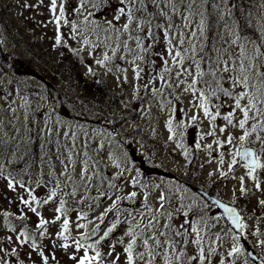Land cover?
Masks as SVG:
<instances>
[{
	"label": "snow or ice",
	"instance_id": "1",
	"mask_svg": "<svg viewBox=\"0 0 264 264\" xmlns=\"http://www.w3.org/2000/svg\"><path fill=\"white\" fill-rule=\"evenodd\" d=\"M18 4L48 12L43 23L55 27L53 48H67L78 58L87 50L93 63L106 74L114 73L118 83L129 81L128 68L117 64V57L131 65L133 97L146 104L138 110L150 115L147 99L156 101L167 113V141L185 160L190 155L185 138L195 128L194 148L206 151V162L216 165L209 177L237 181L232 189L236 199L256 192L264 195V18L257 43L238 34L235 22L221 14L216 19L233 38L225 40L217 33L218 45H209V16L218 9V0H117L112 19L99 22L94 17L111 0H18ZM209 5L213 11L206 13ZM175 16L182 25L174 22ZM69 39L78 47L72 48ZM3 44L0 36V51ZM88 74L96 75L91 65ZM180 93L190 94V117L177 108ZM17 95L15 88L7 92L0 88V113L5 114L0 119V183L9 205L0 212L6 229L0 235V264H236L247 252L243 241L248 235L264 237L257 227L249 232L248 218L220 198L209 201L207 193L179 184L142 180L139 168L129 165L123 151L105 153L115 169L107 172L103 141L93 148L71 131V125L65 129L63 121L51 114L43 126L33 125L30 100H17ZM21 109L27 138L20 128ZM204 120L207 132L199 130ZM104 135L119 147L114 132ZM209 137L211 142L202 143ZM238 168L244 173L236 176ZM128 186L138 191H126ZM172 187L180 193L177 199L169 194ZM256 203L264 209V198ZM214 207L222 213L210 215ZM45 209L50 217H45ZM225 219L229 228L212 231ZM260 219L256 217L255 223ZM229 236L228 249L221 251ZM257 244L264 248V238ZM247 255L264 264V257Z\"/></svg>",
	"mask_w": 264,
	"mask_h": 264
},
{
	"label": "rangeland",
	"instance_id": "2",
	"mask_svg": "<svg viewBox=\"0 0 264 264\" xmlns=\"http://www.w3.org/2000/svg\"><path fill=\"white\" fill-rule=\"evenodd\" d=\"M28 2L34 3L35 0H28ZM72 2L75 3L76 0H72ZM116 4L117 0H111L110 6L101 5L100 11L97 12V16L94 18L98 22L105 18L112 19ZM226 8L231 11V16H228L227 11H225ZM205 10L206 13L213 11L210 5L206 6ZM101 12L103 15L100 14ZM156 12L159 15V9H156ZM221 14L230 22H235L238 34L261 43L259 28L262 23L261 18H264V0H218V9L215 10L213 16H209V31L207 33L209 45H218L217 33L223 34L225 40L233 38L221 27L222 21L216 19ZM48 15V12L43 8L24 9L18 4V0H0V33L4 41L2 52L11 56L10 65L0 60V88L5 92L15 88L18 90L17 100L21 97L30 100L31 106L34 108V111L31 112L32 124L38 123L43 126L49 114H51L53 119L63 121L65 129L71 125V131L76 132L82 140L87 139L93 148L96 142H104L105 149L102 156L105 158L107 172H114L115 169L110 165L105 153L123 151L128 155L129 165L134 164L139 168L142 180L156 183L164 180L166 185L175 186L179 184L182 187L190 188L193 192L198 189L210 191L241 210L242 215L248 218L246 222L249 225V232L253 227H257L261 232H264V209H261L256 203L257 199L264 198V195L256 192L251 197L236 199L232 195V189L237 186V181L228 179L220 182L209 177L208 172L213 171L216 165L215 163L206 162V151H199L194 148L193 133L197 131L195 128L190 129L185 138V143L190 152L188 160H185L181 150L175 148L174 143L167 141L168 133L164 127L167 113L160 111L156 101L151 97L147 99L146 103L151 105L150 115L147 112L138 110V106L145 107L146 104L144 101L133 97L131 65L120 61L117 57L116 63L128 68L129 81L123 83L121 80L118 83L114 73L106 74L103 68L93 63L87 54V50L80 53L78 58L67 48H53L55 27L52 24L45 26L43 23ZM196 19L198 21L199 17ZM249 19L253 21V25L248 29ZM173 20L176 24L182 25L179 16L173 17ZM62 31L67 33L68 29L63 28ZM185 32L186 35L189 34L188 30H185ZM68 43L72 48L78 47L76 41L69 39ZM185 46L187 47V45ZM161 48L162 45L158 44L156 51H160ZM88 65L93 67L96 75L107 82V97L103 98V102L111 98L108 102L107 117L103 115L104 113L100 109L103 102H101V105L93 102L95 106L91 102L93 93L90 84L94 75L88 74ZM36 68L53 69L54 74H56L55 78H57L50 82V87L54 90L53 100H50L49 94H46L43 74L36 72ZM140 83L142 85L143 81ZM225 86L227 87V85ZM88 97L89 99H87ZM190 98V94L180 93V103L177 104L178 109H185L187 117L193 114V110H189ZM228 103H231V101H228ZM24 114V109H21L19 113L20 128L22 129V135L27 138L29 133L25 130ZM4 115V113H0V119ZM7 115L11 118L10 113ZM176 118L177 120L180 119L179 111ZM78 125L79 127H77ZM153 129H155V132H153ZM199 130L207 132L208 124L206 120L200 124ZM108 131L116 134V145H119V147L114 146L109 138L104 135ZM196 138L198 139V137ZM209 142H211L210 137L202 143ZM61 143H63V138H61ZM23 147L24 145L21 146V148ZM31 147L32 150H36L35 145ZM39 155L40 153L37 152V163H39ZM202 164L204 165L203 168H201ZM56 165L57 170H59L58 160ZM47 170L48 165L46 163L44 171L47 172ZM243 173L244 170L238 168L235 175L239 176ZM33 179H35V173ZM261 179L264 180V176ZM246 183L248 187H251L250 181H246ZM4 190L3 184L0 183V212L9 207L7 200L3 198ZM133 190L138 191V189H133L131 186L126 188V191ZM169 194L173 195L174 199H177L180 195L175 187H172ZM8 195L11 196L12 193L9 192ZM233 200H235V203H232ZM70 206H72L71 202ZM12 208L15 210L14 205ZM214 210L212 209L210 215L218 214ZM51 215L52 213L45 209V217ZM256 217H262L258 223H255ZM5 233L6 229L0 223V235ZM262 238L264 237L248 235L246 240L243 241L246 250L250 248L257 256L264 257V248L259 247L257 244V241ZM229 243H231L230 236L221 251H226ZM65 264H69V262L65 261ZM236 264L252 263L245 253L237 258Z\"/></svg>",
	"mask_w": 264,
	"mask_h": 264
},
{
	"label": "trees",
	"instance_id": "3",
	"mask_svg": "<svg viewBox=\"0 0 264 264\" xmlns=\"http://www.w3.org/2000/svg\"><path fill=\"white\" fill-rule=\"evenodd\" d=\"M35 70H36V72L43 74V80L46 84L45 85L46 86V94L47 95L49 94V99L53 100L52 96L54 94V92H53L54 90L50 87V82H52L53 80H55L57 78V77L55 78L56 74H54L53 69L52 70H50V69L45 70V69L36 68ZM40 77H41V75H40ZM90 88L92 89V93H93V97L91 99L92 104L94 106H95V104L101 105V102H103V98L105 96L107 97V95H106L107 82L103 78H101L100 76L94 75L93 81L90 84ZM60 95H62V93H60ZM87 99H89V97ZM110 99L111 98H108L106 101L104 100L102 106L100 107V109L104 113L103 115H105V117H107V115H108L107 109L109 107L108 102ZM221 228L226 229V226L223 222H221L219 225H217V227L214 228L213 231L215 232Z\"/></svg>",
	"mask_w": 264,
	"mask_h": 264
},
{
	"label": "water",
	"instance_id": "4",
	"mask_svg": "<svg viewBox=\"0 0 264 264\" xmlns=\"http://www.w3.org/2000/svg\"><path fill=\"white\" fill-rule=\"evenodd\" d=\"M0 56H1V58L3 59V56H2V54L0 53ZM201 192H203V191H199V193H201ZM203 193H205V192H203ZM207 199L209 200V201H211V200H215V199H217V198H215V197H213V196H210L209 194H207ZM231 206V205H230ZM234 207V206H233ZM218 211L220 212V214L222 213V210L221 209H218ZM238 211V210H237ZM225 222H226V224L230 227V223L225 219L224 220ZM233 231H236L235 229H232ZM248 252H251L250 250L248 251ZM251 260H253L251 257H249ZM254 262H256L257 260H253Z\"/></svg>",
	"mask_w": 264,
	"mask_h": 264
},
{
	"label": "bare ground",
	"instance_id": "5",
	"mask_svg": "<svg viewBox=\"0 0 264 264\" xmlns=\"http://www.w3.org/2000/svg\"><path fill=\"white\" fill-rule=\"evenodd\" d=\"M250 21V22H249ZM252 25H253V21H251V19H249L248 20V24H247V28L249 29V27H252ZM252 29V28H251ZM0 36H2L1 35V33H0ZM2 38H3V36H2Z\"/></svg>",
	"mask_w": 264,
	"mask_h": 264
}]
</instances>
